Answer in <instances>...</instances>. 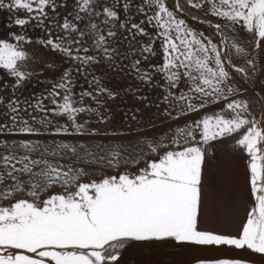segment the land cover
Listing matches in <instances>:
<instances>
[{"label":"snow or ice","instance_id":"6c2138e0","mask_svg":"<svg viewBox=\"0 0 264 264\" xmlns=\"http://www.w3.org/2000/svg\"><path fill=\"white\" fill-rule=\"evenodd\" d=\"M0 11V264H112L167 239L264 253V0ZM161 117L183 122L156 132ZM234 134L248 203L231 234L241 193L215 160Z\"/></svg>","mask_w":264,"mask_h":264},{"label":"bare ground","instance_id":"6f19581e","mask_svg":"<svg viewBox=\"0 0 264 264\" xmlns=\"http://www.w3.org/2000/svg\"><path fill=\"white\" fill-rule=\"evenodd\" d=\"M238 138V137H237ZM226 139V138H225ZM236 139V138H235ZM232 140V139H231ZM234 141H225L222 144H226L218 148L217 152L225 151L224 155L215 160L216 164H219L222 168L225 169L226 174L232 183L233 187L241 193L239 201V212L234 220L233 226L228 230L231 234H236L234 230L239 231V225L243 222L246 215V208L248 203L247 196V167L244 166V169L236 167L234 164H228L226 158L228 157V149H237L234 144ZM216 152V153H217ZM226 166V167H225ZM233 228V229H232ZM233 230V231H232ZM172 241V243H168ZM168 243V244H167ZM180 245H188V247L182 252H170L167 249L172 247L177 249ZM205 246L193 245L188 243L176 244L172 239L163 240V241H128L124 249L119 251L118 260L116 262H121L120 264H204L208 261H216L221 259H230L235 260L233 257H224V256H214L212 257V252L204 250ZM164 250V251H161ZM207 250H216L221 253H238L242 254L245 252H236L234 250L215 249L208 247ZM126 252V253H125ZM128 252V253H127ZM256 255H247L250 258H254L259 261H252L246 259H239L244 262V264H264V253H255ZM113 263V262H112Z\"/></svg>","mask_w":264,"mask_h":264},{"label":"rangeland","instance_id":"374dc122","mask_svg":"<svg viewBox=\"0 0 264 264\" xmlns=\"http://www.w3.org/2000/svg\"><path fill=\"white\" fill-rule=\"evenodd\" d=\"M195 14L200 15V13H195ZM5 15H6L5 12L0 11V20H2ZM20 15H23V13H20ZM184 18L188 19L189 24H192L194 27H196V28H204V31H205L206 34H210L211 33V30L208 29L207 27L199 25V24H194L193 21H191V19H189L187 16H185ZM13 30L14 31H19L18 29H13ZM41 34L42 33L40 32L39 29H35V30L29 29V31H28V35L32 36L33 38H35V37H37V36H39ZM25 47L29 48V50H31V46L25 45ZM40 52L42 53L44 58H46L47 60H54L57 63H59V60H60L59 56H57V55H55V54H53L51 52H47V51H45L43 49H41ZM45 75H48V73H45ZM38 91H40V87L39 86L37 88H33L31 85H29L27 90H23V96L24 97H29L32 92H38ZM17 94L19 95L20 93H17ZM215 107L219 108V107H222V105H217ZM205 111L212 112L213 108L209 107ZM162 120H163V118L161 117L160 119H158L156 121V123L158 125L157 129L155 130L156 132H161V131L167 129L168 127L171 126L172 123H182L183 122L181 120L179 122H164V123H161ZM149 134L151 135L153 133L150 132ZM235 138H237L236 134H234L232 137H226V139H224L223 142H225V141H233V140H235ZM220 144H222V142L219 143V145ZM223 145H226V144H222L221 146H223ZM221 146H219L218 148H220ZM224 152L225 151H222V150L217 152L216 153V159L221 157L220 159L222 160V156L225 154ZM226 154L228 155V157L226 158L225 161L228 162V164H234V165H236V167H238L240 169H244L245 168L244 166L247 167L248 157L246 155H244L240 150L228 149ZM234 232L237 233L238 230H236V231L234 230Z\"/></svg>","mask_w":264,"mask_h":264},{"label":"water","instance_id":"95a60500","mask_svg":"<svg viewBox=\"0 0 264 264\" xmlns=\"http://www.w3.org/2000/svg\"><path fill=\"white\" fill-rule=\"evenodd\" d=\"M174 242L176 244H182L181 242H176V241H174ZM168 243L171 244L172 241H168ZM208 247L215 248V249H223V248H226L228 250H234V251L239 252V253H240V251L241 252H245V253H243L244 255L238 254V253H235V252L234 253H230V254L229 253H221V252H218L216 250H207ZM187 248H190V247H188V245H180L177 249H173L172 247H170V249H167V250L170 251V252H182V251H184ZM205 248L206 249H204V250L209 251V252H212V254H213L212 257H214V256H224V257L226 256L227 257L228 256V257H233V258H236V259L239 258V259H246V260H252V261H259V260H256L254 258H250V257L247 256V255H256L255 252H253L252 250H249L247 248H245V249H235V248L229 247V246H205ZM161 251H164V250H161ZM116 261H113L112 264H120L121 263V262H116Z\"/></svg>","mask_w":264,"mask_h":264}]
</instances>
